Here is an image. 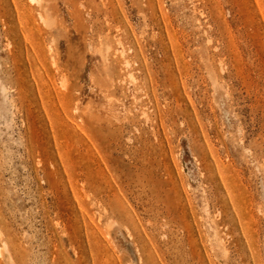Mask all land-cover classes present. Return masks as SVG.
I'll return each instance as SVG.
<instances>
[{"label": "rangeland", "instance_id": "374dc122", "mask_svg": "<svg viewBox=\"0 0 264 264\" xmlns=\"http://www.w3.org/2000/svg\"><path fill=\"white\" fill-rule=\"evenodd\" d=\"M0 0V264H264V0Z\"/></svg>", "mask_w": 264, "mask_h": 264}, {"label": "bare ground", "instance_id": "6f19581e", "mask_svg": "<svg viewBox=\"0 0 264 264\" xmlns=\"http://www.w3.org/2000/svg\"><path fill=\"white\" fill-rule=\"evenodd\" d=\"M33 1L40 2L41 0H33ZM33 1H32V2H33Z\"/></svg>", "mask_w": 264, "mask_h": 264}]
</instances>
